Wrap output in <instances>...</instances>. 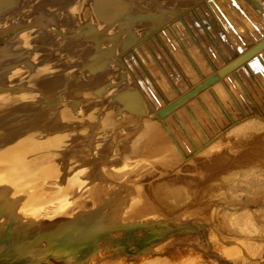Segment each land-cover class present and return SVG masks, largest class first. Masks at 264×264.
<instances>
[{"label": "rangeland", "instance_id": "rangeland-1", "mask_svg": "<svg viewBox=\"0 0 264 264\" xmlns=\"http://www.w3.org/2000/svg\"><path fill=\"white\" fill-rule=\"evenodd\" d=\"M67 1L64 0V2ZM211 1H214V3ZM233 1L204 0L194 7L191 12L188 11L182 14V16L184 15L183 17L176 18L178 21H181V19H185V16L188 17V20H184L185 24L182 26L187 36L189 35L187 31L195 34L199 30L205 29L207 23L208 28H212L213 26V29H218L223 24L224 18L234 20L231 13H234L235 8L239 7L242 15L248 19H250L249 17L252 12L258 13V15L254 16L253 22L251 20L254 27L258 26L259 21L264 22V0ZM46 3L44 8H49L51 5H54V8L64 5L61 0H49ZM189 3H193L192 0ZM81 7L79 13L81 11L80 16L82 20L81 17L80 20L85 22L87 21L86 17H88L89 8L87 5ZM198 8L200 10L196 11ZM58 9L61 10L59 13V18H62L61 25L66 26V19L64 22L63 19L68 16L62 15V7ZM69 16L75 19V21L78 19L76 15ZM57 17L58 15L55 16V18ZM234 17L238 20L240 19L236 13ZM168 23L165 21L163 23L165 28H158L159 30L161 29L160 32L157 29L158 32L157 30L152 31L151 35H148L149 37L147 36L148 38L144 36L145 38L143 37V40H140V46L136 44V50L140 51L137 53L138 55L130 48L121 50L118 47L116 52L121 54V59L124 60L123 62L127 69L137 82L139 80V74L140 77L151 78L153 81L154 75H152L151 68L156 71V76H158L160 73L158 74L159 71L155 68V65L158 67L160 63L158 56L165 54L164 48L161 45L164 44L165 48L169 46L167 43V45L164 43L167 39L165 40V35H162V33L168 34V37L166 36L168 41L176 44L174 45L171 42V45L173 44L172 46L178 48L184 61L182 64L179 63V66L182 65L181 69L186 67L185 69L187 70H182L184 71L183 81L185 82L182 83V87H190V90L194 89V87H201L202 89L191 91L193 96L186 101L188 105H182V108L185 110L179 108L181 105L178 108L172 107L174 106L172 105V111H170L171 107L166 108L164 114L162 112V115H160V109H163L162 107L165 108L167 105L166 101H162L164 105L162 103V107H156L154 112L157 111L159 114V118L157 119L167 122L165 124L168 125L166 127L170 132L168 135L174 137L180 148L184 151L183 155L175 147L173 139L168 140L167 137L166 139L170 144V152L166 151L159 154L157 152L151 153L150 148L148 149L146 144L142 142L141 136L145 134L147 129L149 132H152L154 129L156 130L161 127L158 124L159 122L155 120L156 115L154 112L151 119L145 117L140 118L141 120H139L142 121L140 125L138 124L139 120L135 119L129 112L113 117L116 102L113 104L109 103V97L107 95L98 98L89 91V88L96 85V83L94 85L96 81L94 79V81L91 80L94 78V75L87 72V70L79 69L78 62L75 61L77 55L80 56V62V60H84L86 55L90 54V50L94 49L95 45L89 38L88 41L91 43L87 41L84 43L73 39L67 45H58L56 42L51 43L50 40L38 42V38H36V42L30 43L31 40L25 44V47H22L23 49L21 51L18 50L20 54L16 52L11 57L10 55L7 57V64H11L12 67L14 66V69L16 67V70L20 71V75L26 76L27 70L24 64H22V60L26 57L25 55L33 52L32 48H30L33 45L35 50L40 51V53H37L38 55L36 53V56L34 55L35 59L38 58L37 62L39 64H50L48 70H57L54 75L58 76L59 81L62 76L68 77L67 85H65L67 90H64L63 93L64 96H67V99L72 97L71 93L74 92L73 90L75 88L79 89L82 86V97L87 99L91 98V100H86V103L88 102V111H93V109L103 111L102 116H93V118L97 117L96 121L93 119L86 121L84 116H80L70 110L67 114L71 117L69 120L73 121L61 122L59 126H56V133L53 130H46V133L42 132L41 129L38 130L37 128L39 127L38 124L34 123V125L29 126L27 129L23 128L21 131L18 130L16 136L18 140L7 141L5 142L7 145L3 149H0V176H5L6 174L12 175L14 171L18 173V169L22 168L23 163L28 159L32 165L38 167L34 168L35 172L31 175V178L23 181V184L20 186L22 191L18 197L15 196L17 200L5 205L6 207L0 210V264H264V156L262 155L264 152L258 155V159L255 160L256 163L255 161H245L241 164L234 163V165L224 170L214 171L213 169L207 168L208 166L203 165L219 153L224 154L226 152L225 154L229 153L227 155L231 156L237 154L245 146L241 142L244 143V140H252L255 138L257 133L255 129L247 131L246 136L248 138L243 139L240 137L243 141H241L242 139L236 138L239 135H234L232 129L251 119L264 124V87L256 86L255 80H250L249 84H246L244 79L245 77L251 76L249 73L245 77L239 74L236 79L240 83L238 84L234 80V76H237V74L232 75L230 73L226 75V73L222 74L218 72V79L216 78V80L212 81L214 89H207L205 86V81L209 77L207 74L213 70L208 66L209 70L206 74L201 73L200 70H197V73L195 64H193V61L191 64L187 57V55L190 56L187 52V46L183 47L182 44L179 46L177 42L178 40L182 42L185 40L188 43L186 39L189 37H186V34H183L186 38L180 36L177 31H181H179V27L176 24V26L173 25L169 28L172 32L176 31V33L171 34L172 32L166 26ZM234 23H237V21L234 20ZM238 24L236 27L244 28ZM263 29L262 27L260 33H264ZM36 31L37 28L33 26L23 31L25 38L22 35L23 32L20 34L24 39L33 38L34 40ZM38 32H43L39 35L40 38L42 36H45V39L47 38L46 36L48 34H45L43 30H39ZM217 32H214V36L216 39L218 38V41H220V37L225 39L226 35L224 31L221 33L218 30ZM246 32L250 36L253 35L247 29ZM161 35L165 41L161 40ZM243 38L245 37L243 36ZM152 40L154 43H151ZM192 40L195 41V45L200 46L196 44L197 41L194 37H192ZM49 43L51 44L49 45ZM150 43L155 45H153L154 48L150 46ZM205 43L207 44L208 42L205 41ZM18 44L19 42L14 43L10 48H5L4 53L7 51H13L12 53H14V47ZM144 45H146L145 50ZM224 45L221 47L225 48ZM0 46H2V43ZM139 47L142 48L140 49ZM203 47L207 46L204 44ZM26 48H28V53L25 51ZM208 48L213 49L211 45ZM30 49L31 51H29ZM229 49L231 48L229 47ZM214 51L212 53L216 56ZM156 52L159 55H156ZM193 52H196L194 56L202 58L199 52V54L197 51ZM149 53L152 54L150 55ZM190 54H192L191 51ZM196 57H192L191 59H195V63L196 61L203 60L201 58V60H197ZM216 59L219 60V58L217 56L215 57V63L217 61ZM51 61L53 64H51ZM142 62H146V65ZM134 64L136 67H134ZM47 65L44 66L47 67ZM10 67L9 65L5 69L3 68V72L9 71L12 68ZM196 69H199V67H196ZM135 70L138 71L136 72ZM114 71L112 69L111 72H107L106 74L114 76L116 74ZM22 76L21 78H23ZM44 76L45 74L43 78ZM74 77H79L80 81L74 79ZM220 78L224 81H231L233 87L230 89L226 88V91L223 87L224 85L221 84V80L219 82ZM144 79L142 78V81ZM203 79L204 82H201ZM159 80H163L161 82L163 87L167 86L164 79ZM60 84V82H56L54 85L55 90L53 92L51 91V95L62 90ZM143 86L141 88L144 91ZM145 86L147 87L148 85L145 83ZM154 87L158 88L157 84ZM180 87L181 84L178 87L175 85V90L173 91H179L181 89ZM177 88L179 89L176 90ZM147 89L150 91L149 89L151 88L148 86ZM158 91L165 92L162 89ZM151 92L153 93L152 89ZM170 92L168 91V93ZM167 94L165 92V95ZM203 94L208 96L206 99L205 96L204 98L202 96V98L212 104L210 106L211 116L209 117L214 119V122L209 120L206 113L202 119L201 117L196 119L198 115L195 114L196 111L193 108L198 103L196 101L198 96ZM152 95L155 97L154 99ZM152 95V101L158 106L157 96L154 93ZM161 95L163 94L161 93ZM171 95L170 98H167V102H172L175 99L176 93H172ZM7 96L8 94L5 95L6 98ZM192 99H195V104H193V101L190 102ZM203 99L201 102L206 103ZM0 101H2L1 96ZM152 101L150 102L153 103ZM7 106L3 105L0 109L3 110ZM187 106H190L193 114L196 115V117L194 116L196 121L202 120L199 123L202 122V130L208 136L207 138L211 140L214 137L213 142H211L214 144L208 145L206 147L207 149L204 148L205 151L203 149L192 154L193 149L189 141L197 142V135H200L201 140L199 139L200 142L198 141L200 147L203 145L204 136L190 118L191 116L187 114ZM104 107L107 111L104 110ZM221 107L224 108V111L221 110ZM29 108L31 109L32 107ZM5 113V118L24 115L23 112L16 110ZM178 113L180 119H183V125H188V132H186L187 129L185 127V131H182L181 128L171 123L174 115H178ZM170 118L172 119L171 122ZM109 120L112 122L110 123ZM91 122L94 124L92 130L94 133L92 132L91 138V148L95 146L94 151H91L86 145V140L90 135L89 133H91L89 127L93 126L90 125ZM119 125H122L125 131L124 133L116 135L115 130ZM189 126L193 130H189ZM126 129L130 134L126 132ZM194 131L199 132L195 133ZM2 132H5V130L1 127L0 133ZM153 133L155 132L153 131ZM188 133L193 135V137L189 135V140L186 136ZM7 134L9 133L7 132ZM63 134L66 136L64 135V137ZM3 135L4 133L0 134V139ZM4 138L8 140L9 135ZM23 138H32L31 142L33 143L23 141ZM236 139H239V143ZM234 140L237 142H235L236 145L233 143ZM194 144L198 146L197 143L194 142ZM70 145L72 147H66ZM64 147H66L65 150H63ZM45 149L49 150L46 151ZM97 149L99 150L97 151ZM46 152L48 153L46 154ZM63 155L65 156V160H62L61 167L57 164L49 165L45 168L42 167L50 161L58 163ZM1 191H3V195L5 196H13V193L9 189L7 191L1 189ZM174 192H176L175 195ZM14 199L13 196L11 200ZM238 213L239 215H237ZM245 215L246 217L249 215L250 220L256 227V232L250 233V231L244 229L243 223L248 219L245 218ZM18 216L22 217L18 218ZM73 228L76 229L71 234L70 232ZM8 230L15 236L18 234L22 242L18 243L16 237L11 238L12 234L8 233ZM97 234H100V236L91 245H87V247L84 245L83 248L73 246L76 242L85 239L88 240ZM56 237L61 238L57 239ZM243 241H246L245 243H249L251 247L255 248L253 250H247L248 248L243 244ZM50 242L53 243L50 244ZM85 242L88 244V241ZM64 243L69 245L65 248L60 247ZM86 252L88 254L83 257V253Z\"/></svg>", "mask_w": 264, "mask_h": 264}, {"label": "bare ground", "instance_id": "bare-ground-1", "mask_svg": "<svg viewBox=\"0 0 264 264\" xmlns=\"http://www.w3.org/2000/svg\"><path fill=\"white\" fill-rule=\"evenodd\" d=\"M47 1L49 2V0H0V44L2 43V46H0V56H2V57H0V59H2V61H0V68H1L0 69V96L2 97V101H0V104L7 101L3 105L4 106L8 105L3 110L0 109V128L2 127L5 130V132L0 133V134L4 133L3 137L0 139V149H3V147H5V145H7L5 142H7V141L10 142V140H12V141L18 140V137H16L18 130L21 131L23 128L27 129V128H29V126L34 125V123L38 124L39 127H37V128H38V130L41 129L42 132L46 133V130H53V132H55L56 126H59L61 122L73 121V120H69V118H71V117H69L70 115L67 114V112H69L70 110L72 112H75L76 114H78L80 116L81 115L84 116V119L86 121H89L90 119H93L96 121L97 117L93 118V116H98V117L102 116L101 114H102L103 110L101 111V110L93 109V111L91 110L92 113H91V111H88V107H87L88 102L86 103V100H91V98L87 99V98L82 97L83 96L82 86L79 89L75 88L73 90L74 92L71 93L72 97L67 99V96H64V94H63L64 90L65 91L67 90L65 85H67L66 83H67L68 77L66 78L65 76L64 77L62 76V78L59 81L58 76L56 75L57 76L56 77L54 75L57 70L56 71L52 70L54 72H52L51 70H48V68H50V64L47 63L49 66L47 64H39V62H37L38 58L35 59L34 55H35V53H36V55H38L37 53H40V51L35 50V48L33 47L32 44H31L32 46L30 48H32L33 52L28 53L29 47L26 48L25 51H27L28 54L26 53L27 54V55H25L26 57L22 60V64H24V66L27 70L26 76L20 75V73H19L20 71L16 70V67L14 69V66L12 67L11 64H9V65L12 68L10 67L11 69L9 71L3 72L5 67L9 66L7 64L8 62L6 60L7 57L9 55L11 57L12 55L16 54V52L19 53L18 50L21 51L23 49L22 47H25L26 46L25 44L30 42L31 40L32 41L30 43L36 42V38H38V42H44V41L50 40L51 43L56 42L58 45H64V44L67 45V43H69V41H71L73 39H77V40L84 42V43H86V41L88 43L91 41L95 45V47H94V49L90 50L91 51L90 54L86 55L84 60H82V61L80 60V62H79L80 56L77 55L76 56L77 59L75 60L76 62H78L79 69L87 70V72L94 75V78H92L91 80L92 81L95 80L96 82H94V85H95V83H96V85L89 88L90 89L89 91L98 98H102V97L107 95L109 97V100H108L109 103L113 104L114 102H116L114 112L112 115L113 117L123 115L125 112H129L130 114H132V116L135 119L139 120L140 118H143V117L151 119V117L155 114L156 115L155 120L157 122H159L158 124H160V126H161L159 128L160 130L158 128L156 130L154 129L153 131L155 133H153V131L149 132V130L147 129L145 134L141 136L142 142H144L146 144L148 149L150 148L151 153L157 152V154H159V153H163L166 151L170 152L171 150L169 148L170 144L168 143V140L173 139V143H175V147L177 148V150L180 151L181 155L184 154V151L180 148V146L178 145V143L176 142L174 137L172 135H168V133L170 134V132H169L168 128L166 127L167 124H165L167 122L164 120L162 121L161 119H157V118H159V116H158L159 114L157 113V111L154 112V110L156 107H158V108L162 107L161 106V104L163 103L162 101H166L167 105L165 108L162 107L163 109H160V115H162V112L164 114V110L166 108H170L172 105H174L172 107H175V108H178L181 105V107H179V108H182V105L185 106L186 101H188L189 98L190 99L192 98L193 93L191 91H197L198 89H202V88L201 87H199V88L194 87V89L190 90L189 89L190 87L189 88H187V86L182 87V83H185L183 81L184 71H182V70H184L186 67L183 66L184 69L183 68L181 69L182 65L179 66V63L182 64L184 62L183 57L180 54L178 48H175L176 46L175 47L172 46L174 43L172 41H168V38H167L168 34H166V33L165 34L162 33V35H165V40L167 39V41H165L163 39L162 35H161V40H164L165 41L164 43L165 44L167 43L169 46H166V48H165L164 44H162L161 46L164 48V53L167 56L165 54H162L163 52L161 50H160L162 52L161 56L156 52V55H159L158 57H159L160 63L158 65V67H157V65H155V68H157V70L159 71L158 74L160 73L162 78H161L160 74L158 76H156L157 75L156 71L151 68L152 71L151 70L150 71L153 72L152 75H154L153 81L151 78L147 79L144 76L140 77V74L138 75V73H137V75L139 76V80L137 82L134 79V77L132 76V74L130 73V71L127 69L125 63L123 62L124 60L121 59V54L116 52L118 47H120L121 50H127L130 48L131 50L133 49L136 52V54L139 53L140 51L136 50V47H135L136 44L139 45V43H141L140 40H143L144 36L147 37L148 35H151L152 31L157 30L158 28H161V27L165 28L163 23L166 21V22H169L168 24H166L169 31L172 32V30H170L169 28L176 24L179 27V31H181V32L177 31V33H179V35L182 36L183 38L189 37L188 39H186V40H188V43H186L185 40H183V42L178 40L177 42L179 43V46L181 44L183 47L187 46V49H188L187 52L190 55V56L187 55V57L189 58V61L191 62V64H192V61H193V64H195V70L196 71L200 70V72L203 74H206L207 71L209 70L208 66H210L211 70H213V71L208 72V74H207L208 76H211L213 74L212 78H209L205 81V86L207 89H210V88H211V90L214 89L213 88L214 85L212 84L213 83L212 81L216 80V78L218 77V72L222 73V74L226 73V75H229L230 73H232V75L237 74V76L236 75L234 76L235 81L238 78L239 74L244 75V77H245V75H247L249 73L251 76L245 77V79H244L246 84H249L250 80H255L256 86H259V87L263 86L264 87V33L263 32L260 33V31L262 30V27L264 28V22L259 21L257 27H254L252 25L253 19L255 18L254 16L258 15L257 12L256 13L252 12L250 14V17H249L250 19H248L242 15L240 7L235 8V12L231 13V15L234 18V20L237 21V23H234L233 19L229 20V19L224 18L223 24L220 25L218 29L217 28L213 29L214 28L213 26H212V28L211 27L208 28V23H207L205 29L199 30L200 32L195 31L196 33L192 34V33H190V31H187L189 34L187 36L186 32L183 29L184 27L182 28V26H184V24H185L184 20H188V17L185 16V19H183V20L181 19V21H178V19L176 17H179V18L183 17L184 15L182 16V14H184L188 11L191 12L194 7H196L198 4H200L204 0H192L193 3H189L190 0H185V1L184 0H173V1H170V0H68L67 2H64V0H61L64 3L63 6L60 5V6H57V8H54V5H51V6H49V8H44V6L47 4L46 3ZM211 2L214 3V1H211ZM183 3H184V5H183ZM84 5H87L89 8V13L87 15L88 17H86L87 21H85V22L81 21L82 20V17L80 16L81 11L79 13L80 7L84 6ZM50 7H52V8H50ZM59 7H62V11H63L62 15L68 16V17H65L63 19V22L66 19V26L61 25L62 18H59V15H60L59 13L61 12V10L58 9ZM81 8H83V7H81ZM199 10H200L199 8L196 9V11H199ZM235 13L239 15V17H240L239 20L234 17ZM56 15H58L57 18H55ZM69 15L78 16L77 21H75V19L70 18ZM200 16H202V14H200ZM80 17H81V20H80ZM251 20H252V22H251ZM237 24L239 26L246 28L248 31L252 32L253 35L250 36L246 32V29H244V28L236 27ZM33 26H35V28H37V31L43 30L45 32V34H48L46 36L47 38L45 39V36L44 37L42 36V38H40L39 35L43 32L37 33V31H36L34 40H33V38L24 39L25 35H24L23 31L30 28V27H33ZM233 26H234V28H233ZM158 30H157V32H158ZM160 30H159V32H160ZM176 30H177V28H176ZM218 30L221 33H222V31H224V33L226 35L225 39L223 37H220V41H218L217 40L218 38L217 39L215 38L214 32L218 33L217 32ZM21 32H23L22 35H24V38L20 34ZM164 32H165V30H164ZM174 32L176 33V31H173L171 34H173ZM230 32H232L231 33L232 35L230 34ZM183 34H186V37H185V35L183 36ZM240 35H242V36H240ZM14 36H16V37H14ZM243 36L245 38H243ZM192 37H194L195 40L197 41L196 44H199L201 47L198 45H195V41L192 40ZM88 38L90 39V41H88ZM15 39H16V41L14 42ZM151 39H152V37H151ZM205 41L208 42L209 45H211L213 49L208 48L209 45H207L208 43L206 44ZM224 41H226V42H224ZM18 42H19V44L15 45V47H14L15 48L14 53H12L13 51L11 52V51H7V50H6L7 52L4 53L5 48H10V47H12V45L14 43L16 44ZM161 42L163 43V41H161ZM171 42L173 43L172 45H171ZM202 42H204V43H202ZM51 43H49V45ZM151 43H154V41L152 40ZM159 43H160V41H159ZM189 43L191 44L190 46H189ZM204 44L207 47H203ZM223 44H225L224 45L225 48L221 47V46H223ZM153 45L151 44L150 46L153 47ZM174 45H176V44H174ZM144 46H145L144 47V50H145L146 45H144ZM229 47L231 49H229ZM37 48H38V46H37ZM139 48L141 49L142 47H139ZM201 50H203V51H201ZM213 50H215L214 52H215L216 56L219 58V60L216 59L217 60L216 63L214 61L216 56L212 53ZM29 51H31V49ZM151 51H152V49H151ZM190 51L192 54H190ZM193 51H197V53L199 52L200 56L202 55V58L201 57L197 58L198 56L197 57L194 56V54H196V52L194 53ZM153 54L155 55V53H153ZM122 55H123V53H122ZM133 57H134V55H133ZM192 57H196L197 60L200 58L203 60L199 61V62L196 61V63H195V61H194L195 59L191 60ZM152 58H154V57H152ZM155 58H157V57L155 56ZM142 63H145L144 65H146V62H142ZM51 64H53L52 61H51ZM154 64H156V63H154ZM44 65H47V67H45ZM134 67H136L135 64H134ZM196 67H199V69H196ZM109 68H111V69H109ZM112 69L115 70L114 72L116 73V74L113 73V74H115L114 76H112L110 74H106L107 72L108 73L111 72ZM229 69H230V71H228ZM197 73H198V71H197ZM44 74H45V76L43 78ZM215 75H216V77H215ZM21 76L23 78H21ZM16 77H17V79L15 80ZM158 77H160L159 79H164L167 86L164 85L165 87H163V85L161 83L163 80L162 81L159 80ZM142 78L143 79L145 78L144 81H142ZM19 79H22V80H19ZM74 79H78L80 81L79 77L78 78L74 77ZM78 80H76V81H78ZM220 80H221V84L224 85L223 87L225 88L226 91H227V89H230L231 87H233L231 81H229V80L224 81L220 78L219 82H220ZM7 82H11V83H7ZM56 82L61 83L60 85L62 86V90H60V92H58V93L55 92L54 94L51 95L50 94L51 91L53 92L55 90L54 85L56 84ZM84 82H86V81H84ZM144 82L146 83V85L149 86V88L152 89L155 96H157V98H158L157 101L160 103V104L158 103V106L156 104H154V102L152 101L151 95L153 93L151 92V89H149L150 91H148V89H147L148 86L146 87ZM201 82H204V79L201 80ZM236 82L238 83V81H236ZM91 83H93V82H91ZM143 83H144V86L146 88L143 86ZM156 84H157L158 88L154 87V86H156ZM180 84H181V87H180L181 89L177 92L173 91V90H175L174 86L176 85L178 87V85H180ZM238 84H240V83H238ZM185 85H187V84H185ZM142 86L144 88V91L141 88ZM205 86H203V87H205ZM259 87H257V89H259ZM159 89L160 90L162 89V91H165L166 94L168 93V91H171V92L168 93L167 95H165V92H161V91L157 92V90H159ZM178 89L179 88H177L176 90H178ZM253 92H255V91H253ZM161 93L163 95H161ZM172 93H176L175 99L172 100V102H167V98H170L172 96L171 95ZM6 94H8L7 98L5 97ZM202 96H203V98L205 96V99H206L208 95L206 96V94L205 95L203 94V95L198 96V98L196 99V101L198 103L194 102L195 99L190 100V102L191 101L194 102L193 104L196 103L194 108L193 107L192 108L195 109L196 112L195 111L194 112H195V114L198 115V117H196V115L193 114V111L190 108V106H187L188 108L186 107L188 110V111H186V112H188L187 114H189L191 116L190 118L193 120V122L196 124V126L203 133V136H204V138H203L204 142L202 143L203 145L200 147L198 145V141L201 138V137H199L200 135H197L198 141L197 142L194 141L195 143H197L198 146H196L193 141H189V143L191 144V147L193 149L192 154L196 153L198 151H201L204 148L208 147V145L212 144L211 142H213V138H214L213 137L211 140L209 138H207L208 136H206L204 134V131L202 130L203 129L201 126L202 122L199 123L202 120L196 121L194 118V116H195L196 119H198L199 117H201V119H202V117L205 116V113L208 115V117L211 116L210 115V108H211L210 106L212 104L208 103L206 100H204L202 98ZM73 98H75V99H73ZM154 98L155 97L153 96V99ZM201 98L204 101H206V103H202ZM149 99H151V100H149ZM150 101H152L153 103H151ZM3 105H0V108ZM66 105H67V107H66ZM162 105H164V103ZM186 105H188V102ZM29 107H32V108L30 109ZM172 107H171L170 111H172V109H173ZM101 109H103V108H101ZM14 110L23 112L24 115H21V116L15 115L12 118H11V116H9L8 118H5V116H6L5 112H10V111H14ZM104 110L107 111V109H105V107H104ZM181 110H185V109L182 108ZM221 110L224 111V108L221 107ZM153 112H154V114H153ZM183 112H185V111H183ZM48 114H50L51 117L48 116ZM66 114H67V116H66ZM167 114H168V112H167ZM107 115H109V114H107ZM179 116H180L179 113H178V115H174L173 120L170 118V122L172 120L171 123L175 124L178 128H181L182 131H185V128H186L187 129L186 132H188V128H187L188 125L184 126L182 123L183 119L181 120ZM108 119H109V117H108ZM110 119L112 121H114L113 118L110 117ZM131 120H133V119H131ZM140 120L138 122L139 125L142 122ZM209 120L213 121V122L215 121L211 117H209ZM112 121H110V123ZM185 121H186V118H185ZM90 125H93V126H90ZM90 125H89L90 126L89 128L91 130L90 131L91 133H89L90 135L88 136V138L86 140V145L89 147V149H91V151H94L93 149L95 148V146H93L94 148H91V144H92L91 138H92V132H93L92 130H93L94 124L91 122ZM105 125H106V123H105ZM192 127L189 126V130H191V129L193 130ZM152 128H155V127H152ZM263 128H264V124L259 123L258 121L255 122V120H253V119L237 125L236 127H234L232 129V131H234V135L235 134L237 136L239 135L236 138H239V139L248 138L246 136L247 131L252 130V129L257 130L255 138L252 140H248V139L244 140V143L241 142L245 146L237 154L231 156V155H227L229 153L225 154L226 152H224V154L219 153L218 155L216 154L217 156L212 157L209 160L207 159L208 161L206 160L207 162H205V163L203 162L204 163L203 165L208 166L207 168H209L211 170L213 169L214 171H218V170L227 169V168L231 167L232 165H234V163L241 164L245 161H247V162L255 161L256 159H258V155H261L260 153L264 152V146H262V144H264V132H263L264 129ZM13 130H14V132H12ZM115 131H116L115 132L116 135H119L121 133H124L125 129L122 125H119ZM7 132L9 134H7ZM126 132H128V134H130L127 129H126ZM194 132L198 133L199 131L198 132L194 131ZM258 132H260V133H258ZM102 134H101V136L104 135V134L103 135ZM8 135H9L8 140H5L4 137L8 136ZM64 135L65 134H63V136ZM124 135H127V134H124ZM189 135H191V134L188 133V135H186L188 140L190 138ZM191 136L193 137V135H191ZM166 137L168 138V140L166 139ZM240 137H242V138H240ZM31 139L23 138L22 140L23 141L25 140V141L30 142L32 144L33 142H31L32 141ZM58 139H60V138H58ZM194 139H195V137H194ZM239 139H236V141H238ZM243 139L241 141H243ZM236 141L234 140L233 143L235 144ZM238 143H239V141H238ZM72 145L66 146V147H72ZM141 145H143V143H141ZM237 145H239V144H237ZM7 147H9V146H7ZM46 147H47V145H46ZM66 147H64L63 150H65ZM96 147H97V145H96ZM45 150L48 151L49 149L48 150L45 149ZM98 150L99 149H97V151ZM184 150H185V148H184ZM203 151H205V149ZM226 151H228V150H226ZM51 152H53V151H51ZM41 153H39V154H41ZM47 153L48 152H46V154ZM44 154H42V155H44ZM46 154H45V156H46ZM73 154H75V153H73ZM262 155L264 156V154H262ZM33 157H35V156H33ZM64 157L65 156L63 155L61 160H59L58 163H53L50 161L49 163H47L48 165L46 164V165H43L42 167L45 168L49 165H55V164L60 165V167H61L62 166V160H65ZM184 158L186 159V157H184ZM53 159H55V158H53ZM261 159H262V157H261ZM8 161H9V159H8ZM255 163H256V161H255ZM10 165H11V163H10ZM34 168H38V167H35V165H32L28 159L23 163L22 168H19V169L17 168L18 173H16L14 171V173L12 175L6 174L5 176H0V210L4 209V207H6L5 205H7L11 202H15L17 200L16 197H18V195L22 191L20 186L23 184L24 180H27V179L32 177L31 175L35 172ZM49 169H51V168H49ZM4 173H6V172H4ZM210 174H212V173H210ZM234 177H235V174H234ZM224 178H226V177H224ZM1 189H3L4 191H7V189H9L13 193V196L15 199L11 200L13 198V196L3 195V191H1ZM169 190H168V192H169ZM171 192H170V194H171ZM175 193L176 192H174V195H175ZM173 198H174V196H173ZM162 205H164V204L162 203ZM69 211H71V210H69ZM5 215H4V217H5ZM237 215H239V213ZM242 216H244V215H242ZM19 217L21 218L22 216H18V218ZM245 218H248V219L245 220L243 218V220H245L243 223L244 229L247 231H250V233L256 232V227L254 226L253 222L250 220L249 215H248V217H246V215H245ZM70 219H71V217H70ZM221 219H222V217H221ZM63 220H67V219H63ZM235 220H237V219H235ZM239 221L241 222V220H239ZM20 225H21V223H20ZM240 225H241V223H240ZM14 228H15V226H14ZM74 229H76V228H73L72 231L70 230L71 234L73 233ZM0 232H1V230H0ZM7 232L12 234V232H9V230ZM19 234H20V232H19ZM25 234H23V235H25ZM11 236H12L11 238L16 237V241L18 243L22 242V240L19 239L20 237L18 234H17V236H15L13 234ZM56 238L60 239L61 237H56ZM245 242L243 241V244L248 248L247 250H249V249L253 250L255 248V247L254 248L251 247L249 243H245ZM52 243L53 242H50V244H52ZM15 244H17V243H15ZM33 246H31V247H33ZM239 247H241V246H239ZM150 264H154V263H150Z\"/></svg>", "mask_w": 264, "mask_h": 264}, {"label": "water", "instance_id": "water-1", "mask_svg": "<svg viewBox=\"0 0 264 264\" xmlns=\"http://www.w3.org/2000/svg\"><path fill=\"white\" fill-rule=\"evenodd\" d=\"M212 77H213V74L211 76H209L207 79L212 78ZM99 236H100V234H97V235L93 236L92 238H89L88 240H86V239L85 240H81L80 242H76L75 245H73V246L74 247H77V248H80V247L83 248L84 245H86V247H87V245H91ZM85 241H88V244H86L87 242H85ZM67 245H69V244L64 243L60 247L65 248ZM87 254H88L87 252L86 253H83L82 256L85 257Z\"/></svg>", "mask_w": 264, "mask_h": 264}]
</instances>
